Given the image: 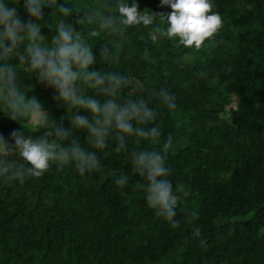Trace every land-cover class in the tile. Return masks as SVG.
<instances>
[{"label": "trees", "instance_id": "16d2710c", "mask_svg": "<svg viewBox=\"0 0 264 264\" xmlns=\"http://www.w3.org/2000/svg\"><path fill=\"white\" fill-rule=\"evenodd\" d=\"M214 3L224 26L200 49L178 40L153 44L148 29L137 26L123 44L111 37L115 59L95 66L176 93L178 108H162L158 123L162 140H173V183L191 193L178 209L181 227L148 207L143 178L113 143L99 153L104 171L88 180L53 166L24 184L0 183V264H264V0ZM139 6L157 15L172 11L161 0ZM29 94L67 123L53 89L36 85ZM21 127L0 113L6 138ZM77 135L83 140L86 133ZM120 173L130 176L127 189L113 181ZM192 209L199 212L198 239L186 219Z\"/></svg>", "mask_w": 264, "mask_h": 264}, {"label": "clouds", "instance_id": "9594fccd", "mask_svg": "<svg viewBox=\"0 0 264 264\" xmlns=\"http://www.w3.org/2000/svg\"><path fill=\"white\" fill-rule=\"evenodd\" d=\"M161 3L172 11L157 15L141 10L139 0H92L86 5L77 0H0V113L22 126L7 138L0 133V183L24 184L53 166L72 168L88 180L104 171L99 153L114 143L143 178L148 207L173 228L181 227L178 209L191 193L187 184L173 183L168 163L173 140H162L158 123L162 108H178L176 93L146 86L125 71L95 67L115 59L111 37L123 44L137 26L148 29L153 44L178 40L195 49L224 26L214 0ZM89 36L98 37L97 42L91 43ZM36 85L54 90L53 99L66 108L67 123L57 121L44 101L29 94ZM77 133L86 136L82 140ZM113 181L122 190L130 186L126 173ZM198 217L195 209L187 213L193 239L202 236L194 224Z\"/></svg>", "mask_w": 264, "mask_h": 264}]
</instances>
